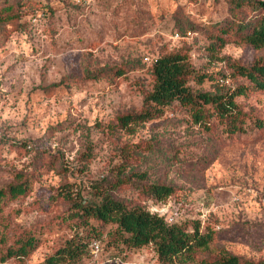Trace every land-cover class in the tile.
Instances as JSON below:
<instances>
[{
	"label": "rangeland",
	"instance_id": "374dc122",
	"mask_svg": "<svg viewBox=\"0 0 264 264\" xmlns=\"http://www.w3.org/2000/svg\"><path fill=\"white\" fill-rule=\"evenodd\" d=\"M228 7L227 0H0L1 14L14 13L0 21V189L26 186L1 201L0 216L9 240L38 239L25 260L0 264H43L70 239L83 252L62 264L264 259V131L251 127L264 120V93L235 98L242 134H226L215 119L206 130L177 101L145 122L120 124L145 108L161 56L184 55L196 74L213 77L190 78L193 92L247 83L231 77L232 65L264 59V48L228 37L209 49ZM151 184L174 189L170 200L184 202L180 223L198 221L211 237L206 247L163 263L151 244L126 248L115 223L81 217L80 206L98 201L99 191L127 209L155 207L145 192Z\"/></svg>",
	"mask_w": 264,
	"mask_h": 264
},
{
	"label": "trees",
	"instance_id": "16d2710c",
	"mask_svg": "<svg viewBox=\"0 0 264 264\" xmlns=\"http://www.w3.org/2000/svg\"><path fill=\"white\" fill-rule=\"evenodd\" d=\"M229 18L215 23L214 33L211 35L209 49H222L228 37L244 43L253 49L264 48V0H227ZM12 9L7 7V9ZM13 10L0 13V21L13 19ZM153 85L144 97L145 108L138 114H128L120 118V124L128 127L130 124L142 123L153 118L156 108L167 106L173 101L189 108L193 123L210 130V120L215 119L228 135L247 132L245 115L238 108L235 98L246 97L253 93H264V59H257L248 65H232L231 77L244 78L247 83L233 88L218 87L214 92H193L187 85L191 78L197 84L213 77L207 74H196L186 56L178 53L161 56L152 65ZM211 110V111H210ZM251 127L264 131V120L254 119ZM114 186L113 188H115ZM146 193L152 204L162 206L165 203H180L183 201L172 199L174 193L171 186L151 184L147 185ZM26 186L14 185L0 189V203L6 199H16L24 194ZM98 201L80 206L81 217L117 225L116 231L126 248L139 249L153 245L159 261L170 263L173 259L192 256L197 249L208 245L209 234L200 233V223L193 221L190 226L181 224L182 215L174 223L169 224L164 216H159L147 209L134 207L127 209L124 204L113 199L108 193L98 192ZM3 218L0 216V263L9 260L23 261L38 245L37 237L24 235L11 240L3 231ZM189 227V229H188ZM90 239L88 245L97 240ZM100 243V241H99ZM84 245L80 240L70 239L65 245L48 257L43 264H59L78 261L82 255ZM100 248L102 250L101 244ZM210 264H264V259L251 261L237 256L228 255Z\"/></svg>",
	"mask_w": 264,
	"mask_h": 264
},
{
	"label": "built area",
	"instance_id": "2783aa9c",
	"mask_svg": "<svg viewBox=\"0 0 264 264\" xmlns=\"http://www.w3.org/2000/svg\"><path fill=\"white\" fill-rule=\"evenodd\" d=\"M150 212L159 216H164L169 224L174 223L178 218L184 215L185 208L180 203L168 202L162 206L150 207ZM89 250L92 255H96L101 250L99 241H93L89 245Z\"/></svg>",
	"mask_w": 264,
	"mask_h": 264
}]
</instances>
